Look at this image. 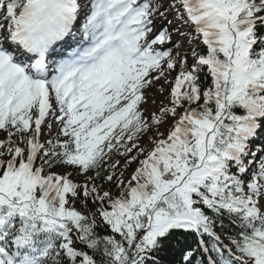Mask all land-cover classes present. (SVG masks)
I'll use <instances>...</instances> for the list:
<instances>
[{"label":"snow or ice","instance_id":"1","mask_svg":"<svg viewBox=\"0 0 264 264\" xmlns=\"http://www.w3.org/2000/svg\"><path fill=\"white\" fill-rule=\"evenodd\" d=\"M0 264H264V0H0Z\"/></svg>","mask_w":264,"mask_h":264}]
</instances>
